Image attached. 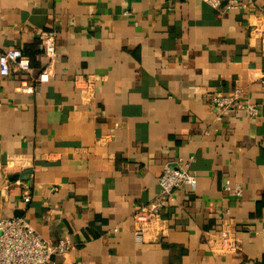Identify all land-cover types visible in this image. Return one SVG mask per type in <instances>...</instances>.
Instances as JSON below:
<instances>
[{
	"label": "crops",
	"instance_id": "1",
	"mask_svg": "<svg viewBox=\"0 0 264 264\" xmlns=\"http://www.w3.org/2000/svg\"><path fill=\"white\" fill-rule=\"evenodd\" d=\"M46 30L58 33L50 80L22 92L46 65ZM13 47L33 71L0 74V219L70 238L57 264H264V0H0V53ZM236 86L257 118L215 109ZM180 156L196 189L140 225ZM224 223L237 253L219 247Z\"/></svg>",
	"mask_w": 264,
	"mask_h": 264
},
{
	"label": "built area",
	"instance_id": "2",
	"mask_svg": "<svg viewBox=\"0 0 264 264\" xmlns=\"http://www.w3.org/2000/svg\"><path fill=\"white\" fill-rule=\"evenodd\" d=\"M213 8H239L242 5H251L254 0H203ZM129 14V11H125ZM57 31L46 30L41 33L42 48L46 65L32 83H23L19 90L26 93H36L38 84L50 80L51 70L57 56ZM17 69L31 73L33 71L30 57L19 47L3 50L0 53V74L7 76L12 70ZM212 103L220 115L230 113H243L249 118H257L260 115V107L246 95V91L236 86L230 93L217 92L212 96ZM160 197L149 206L139 209L134 217L140 225H145L158 218L161 209L168 201L175 198V193L189 186L192 190L197 187V175L190 169V163L183 157L166 163L159 176ZM225 190H234L237 195L242 194L240 184H234L226 179ZM26 196V200H29ZM220 236V249L223 253H237L240 240L230 226V223L222 224L217 231ZM264 234V227L261 229ZM135 239L141 242L144 238L143 227L134 231ZM74 248V242L70 238L51 240L39 233L23 216H15L0 219V264H57L56 257L69 252Z\"/></svg>",
	"mask_w": 264,
	"mask_h": 264
}]
</instances>
